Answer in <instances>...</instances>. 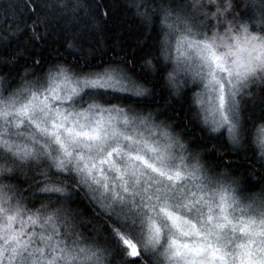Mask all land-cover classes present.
Wrapping results in <instances>:
<instances>
[{
	"label": "snow or ice",
	"instance_id": "1",
	"mask_svg": "<svg viewBox=\"0 0 264 264\" xmlns=\"http://www.w3.org/2000/svg\"><path fill=\"white\" fill-rule=\"evenodd\" d=\"M0 264H264V0H0Z\"/></svg>",
	"mask_w": 264,
	"mask_h": 264
},
{
	"label": "trees",
	"instance_id": "2",
	"mask_svg": "<svg viewBox=\"0 0 264 264\" xmlns=\"http://www.w3.org/2000/svg\"><path fill=\"white\" fill-rule=\"evenodd\" d=\"M61 51H63V49H61ZM111 55H112V53L109 52V53H108V56H111ZM107 58H108V57H104V59H107ZM68 59L71 60L72 57L69 56ZM98 59H99V58H98ZM98 59H97V60H94L93 62H94V63H95V62H98Z\"/></svg>",
	"mask_w": 264,
	"mask_h": 264
}]
</instances>
